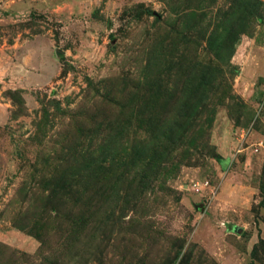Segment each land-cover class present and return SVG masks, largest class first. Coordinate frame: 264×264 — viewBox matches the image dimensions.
Listing matches in <instances>:
<instances>
[{
  "label": "rangeland",
  "instance_id": "374dc122",
  "mask_svg": "<svg viewBox=\"0 0 264 264\" xmlns=\"http://www.w3.org/2000/svg\"><path fill=\"white\" fill-rule=\"evenodd\" d=\"M0 264H264V0H0Z\"/></svg>",
  "mask_w": 264,
  "mask_h": 264
}]
</instances>
